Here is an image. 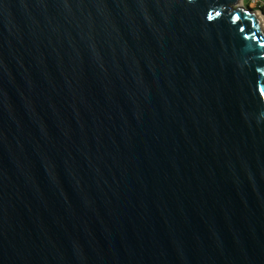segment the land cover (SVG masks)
I'll list each match as a JSON object with an SVG mask.
<instances>
[{
  "label": "water",
  "instance_id": "95a60500",
  "mask_svg": "<svg viewBox=\"0 0 264 264\" xmlns=\"http://www.w3.org/2000/svg\"><path fill=\"white\" fill-rule=\"evenodd\" d=\"M236 1L0 0V264H264V31Z\"/></svg>",
  "mask_w": 264,
  "mask_h": 264
},
{
  "label": "rangeland",
  "instance_id": "374dc122",
  "mask_svg": "<svg viewBox=\"0 0 264 264\" xmlns=\"http://www.w3.org/2000/svg\"><path fill=\"white\" fill-rule=\"evenodd\" d=\"M243 7V8H249L250 10L252 11H256L257 13H259L260 15H262L264 17V13L260 12L259 10L257 9H254V7H250L248 5V3H245L244 0H240V1H236L235 3H232L229 5V9L233 8V7Z\"/></svg>",
  "mask_w": 264,
  "mask_h": 264
},
{
  "label": "built area",
  "instance_id": "2783aa9c",
  "mask_svg": "<svg viewBox=\"0 0 264 264\" xmlns=\"http://www.w3.org/2000/svg\"><path fill=\"white\" fill-rule=\"evenodd\" d=\"M247 3L250 7L261 9L264 12V0H247Z\"/></svg>",
  "mask_w": 264,
  "mask_h": 264
},
{
  "label": "bare ground",
  "instance_id": "6f19581e",
  "mask_svg": "<svg viewBox=\"0 0 264 264\" xmlns=\"http://www.w3.org/2000/svg\"><path fill=\"white\" fill-rule=\"evenodd\" d=\"M240 0H237V2ZM259 22V24L261 25L263 31H264V17L262 15H260L259 13H257L256 11L253 12Z\"/></svg>",
  "mask_w": 264,
  "mask_h": 264
},
{
  "label": "trees",
  "instance_id": "16d2710c",
  "mask_svg": "<svg viewBox=\"0 0 264 264\" xmlns=\"http://www.w3.org/2000/svg\"><path fill=\"white\" fill-rule=\"evenodd\" d=\"M245 3H247V0H244ZM263 12V11H262Z\"/></svg>",
  "mask_w": 264,
  "mask_h": 264
}]
</instances>
